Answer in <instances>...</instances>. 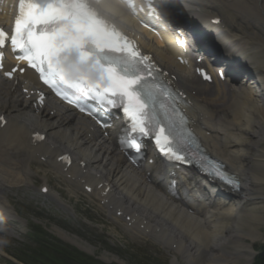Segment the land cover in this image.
Returning a JSON list of instances; mask_svg holds the SVG:
<instances>
[{
	"label": "bare ground",
	"instance_id": "6f19581e",
	"mask_svg": "<svg viewBox=\"0 0 264 264\" xmlns=\"http://www.w3.org/2000/svg\"><path fill=\"white\" fill-rule=\"evenodd\" d=\"M188 5L193 11L204 8L222 16L224 21L220 19V24L216 26L217 37L221 35L224 48L236 52L244 61L243 65L259 75L256 80L261 84L258 94L246 89L240 94L233 92L229 95L220 89L213 93L201 86L195 87L188 79L179 77L177 81V85L185 91H196L198 94L194 107L201 118L198 117L195 128L204 137L206 148L223 159L227 169L240 179V192L223 202L196 203L190 208L194 211L191 216H184L177 210L175 214L164 213L163 206L168 203L162 198L164 179L159 174L149 178L148 183L146 175L151 168H146L145 172L141 170L140 178H134L130 175L131 171L124 167L123 160L116 156L111 140L101 145L100 137L94 132L88 140L86 130H81L76 141L74 134L65 137L68 129L74 127V133L78 129L72 116L62 115L67 111L49 104L48 107L55 111L52 119L48 118L46 106L38 116L31 115L25 111L29 109L28 103L21 101L19 90L7 88L8 84L0 80V117L5 120L3 127L0 124V212L12 216L14 210L6 190L29 184L34 174L32 162L41 164L43 159V164L50 171L69 184L93 187L90 197L108 213L117 208L132 217L137 214L135 209H139L156 216V221L163 226L147 225V235L158 243L169 242L166 249L171 250L170 246L176 245V254H180L187 264L250 262L249 258L244 260L248 249L251 251L250 246L244 244V238L249 237L251 243L259 238L255 234L261 218L257 206L264 205V194H260L264 193V0H218L216 6L211 0H191ZM210 16L205 13L204 18ZM232 31L234 35H231ZM140 45L157 62L164 64L170 74L174 75V69L180 70L172 61L177 50L165 47L153 37L140 41ZM23 79L28 81L24 89L30 91V79L25 76ZM227 97H231L228 104ZM217 109L219 112L215 114ZM209 132L211 136L205 137L204 134ZM35 134L45 135V140L40 143L33 140ZM108 141L110 144L106 143ZM251 142L253 147L249 145ZM64 154L73 157L69 168L57 163V159ZM148 184L159 190L160 196ZM106 189L108 191L104 194ZM165 226L171 228V233ZM156 229L161 231L155 233ZM55 233L82 250L92 251L74 237L59 230ZM3 234L0 229V235Z\"/></svg>",
	"mask_w": 264,
	"mask_h": 264
},
{
	"label": "snow or ice",
	"instance_id": "6c2138e0",
	"mask_svg": "<svg viewBox=\"0 0 264 264\" xmlns=\"http://www.w3.org/2000/svg\"><path fill=\"white\" fill-rule=\"evenodd\" d=\"M101 3L102 0H19L11 46L18 50L17 58L37 69L43 82L55 88L57 95H65L60 91V85H64L91 96L102 107H120L133 121V128L147 135L146 109L155 92L151 69L144 63L149 57L142 56L109 23L101 12ZM8 39L0 29V48ZM77 61H91L100 73L99 81L69 80ZM156 144L175 156L163 127L156 134Z\"/></svg>",
	"mask_w": 264,
	"mask_h": 264
},
{
	"label": "rangeland",
	"instance_id": "374dc122",
	"mask_svg": "<svg viewBox=\"0 0 264 264\" xmlns=\"http://www.w3.org/2000/svg\"><path fill=\"white\" fill-rule=\"evenodd\" d=\"M217 114H218V112H217ZM95 149H96V147H95ZM44 180L45 179H43V181ZM63 181H65V180H63ZM65 182H67V181H65ZM49 185H50V188L53 189V191H58V189L63 190L64 193H62L60 191V194H63L62 201L71 207H76L75 205L77 204L79 208H84V206L89 203V199L81 196L80 190L76 189L74 186L68 187V185H66L62 181L58 182L56 180L50 181ZM17 187H19V186H17ZM68 188H70L72 190V192L74 193L73 195L69 193ZM10 193H11V196H13L15 198V200H17L16 206H17L18 210L20 212L26 211V213H23V217L28 219L29 221H33L34 224L40 223L43 225H48L47 220H42L41 222H38V220L34 219V216H36V215L42 216V213H44L49 218H51L55 221H58V220L61 221L62 225L68 227L70 230L77 233L81 237L86 238V239L80 238L81 240H83L86 243L93 245L97 248L100 247L99 241L95 239V237L93 236V233H89V231L87 229L82 228V225L80 223L78 226L70 225L68 223L67 220L69 219V217L63 210H61L60 206H51L49 213L47 212L48 209L41 210V209L36 208L35 203H37L38 201H43V199L39 198L36 188L27 187V188H23L20 190H13ZM260 194L262 195L264 193L260 192ZM47 202H49V204H51L50 201L47 200ZM57 210H59V212ZM96 218L97 219L101 218L99 211H96ZM115 229H116L117 235L120 236L121 238H123V236L121 234H119L120 231L117 229V227H115ZM258 231L260 232V235L258 233H255V234L259 235V238L261 236V240L258 242V244L256 246H260L264 242V223L262 224V226L258 227ZM53 237L55 238L54 235H53ZM259 238L254 240V242H256ZM245 239H249V241H250L249 237H245L244 242H245ZM123 241L126 242V240H124V239H123ZM114 242L115 243H121L120 241H118V239H115ZM126 243L127 244L122 243L123 246H122L121 250L119 251L120 256L115 255L116 257H118L120 260H122L126 264H148L147 262H145L143 257L137 255L138 251L145 252L147 257H149V255L156 254L158 251L157 248L151 246L150 244H145L144 242H140V243H131V242L128 243V242H126ZM256 246H254V247H256ZM178 255L181 256L180 254H178Z\"/></svg>",
	"mask_w": 264,
	"mask_h": 264
},
{
	"label": "trees",
	"instance_id": "16d2710c",
	"mask_svg": "<svg viewBox=\"0 0 264 264\" xmlns=\"http://www.w3.org/2000/svg\"><path fill=\"white\" fill-rule=\"evenodd\" d=\"M52 253H55L59 256L57 259H61L57 263L53 262L54 260H51L52 264H69V258L71 256V254L68 251L64 252L60 249V250H52L51 254ZM62 258H64V259H62ZM73 260L75 261L74 264H97V263L91 261L90 259L83 257L81 255H78V254L73 255Z\"/></svg>",
	"mask_w": 264,
	"mask_h": 264
}]
</instances>
